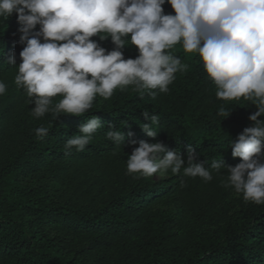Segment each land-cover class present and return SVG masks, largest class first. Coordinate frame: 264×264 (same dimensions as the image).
I'll return each instance as SVG.
<instances>
[{
  "label": "trees",
  "instance_id": "1",
  "mask_svg": "<svg viewBox=\"0 0 264 264\" xmlns=\"http://www.w3.org/2000/svg\"><path fill=\"white\" fill-rule=\"evenodd\" d=\"M162 7L174 14L167 2ZM19 27L15 13L0 21V80L8 86L0 95V264H264V205L224 187L226 171L204 182L168 170V178L152 181L126 168L138 146L128 140L160 141L182 155L190 144L197 163L210 168L222 158L235 166L240 158L232 157L230 140L251 126L250 101L217 99L198 54L178 43L169 51L188 67L167 93L141 97L128 86L97 97L81 116L35 118L34 104L14 83L17 67L8 63L13 51L21 62ZM90 39L114 47L110 38ZM122 51L126 59L138 55L130 42ZM221 105L234 108L227 118L216 114ZM145 110L159 116L154 139L140 128ZM92 115L105 127L84 151H66V140ZM50 124L38 139L35 129ZM108 124L133 133L123 148L106 138Z\"/></svg>",
  "mask_w": 264,
  "mask_h": 264
},
{
  "label": "clouds",
  "instance_id": "2",
  "mask_svg": "<svg viewBox=\"0 0 264 264\" xmlns=\"http://www.w3.org/2000/svg\"><path fill=\"white\" fill-rule=\"evenodd\" d=\"M166 2L174 14H165ZM13 13L24 47L19 65L14 51L8 63L17 67L14 83L34 104L35 118L81 116L97 97L107 100L128 86L155 99L188 67L169 50L179 43L186 53L198 54L217 99L243 98L256 108L248 117L251 126L230 140L231 155L240 162L231 166L213 159L209 168L207 161L195 162L197 152L190 144L182 155L180 148L160 141L128 140L138 146L127 156V174L151 177L183 170L186 177L209 182L214 172L224 170V187L242 194L245 202L264 205V119H258L264 117V0H0V21ZM95 36L110 38L114 47L105 49L90 39ZM127 42L137 49L135 58L124 57ZM7 87L0 80V95ZM57 96L61 99L54 103ZM233 109L221 105L216 114L224 119ZM141 114L146 121L141 130L154 139L159 116L147 110ZM50 127L36 128V137H46ZM102 127L99 117L90 116L78 126L79 134L66 140L65 150L84 151ZM107 128L106 138L122 148L126 135H133L112 124Z\"/></svg>",
  "mask_w": 264,
  "mask_h": 264
},
{
  "label": "rangeland",
  "instance_id": "3",
  "mask_svg": "<svg viewBox=\"0 0 264 264\" xmlns=\"http://www.w3.org/2000/svg\"><path fill=\"white\" fill-rule=\"evenodd\" d=\"M168 171L165 172V173H157V174H154L153 176L149 177L152 181H155V180H161V179H166L168 178Z\"/></svg>",
  "mask_w": 264,
  "mask_h": 264
}]
</instances>
